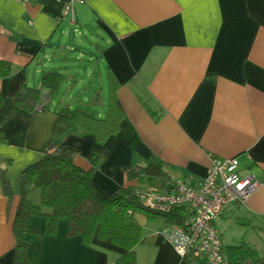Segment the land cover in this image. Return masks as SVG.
Returning a JSON list of instances; mask_svg holds the SVG:
<instances>
[{"label": "crops", "instance_id": "1", "mask_svg": "<svg viewBox=\"0 0 264 264\" xmlns=\"http://www.w3.org/2000/svg\"><path fill=\"white\" fill-rule=\"evenodd\" d=\"M62 7L58 0H0V64L10 69L0 76V264H15L16 248L27 264H113L124 254L108 242L85 246L67 237L64 221L53 237H14L20 175L55 138L75 154L76 167L88 170L96 159L91 186L100 196L134 187L127 174L151 162L177 182L202 180L211 158L236 159L239 175L259 188L243 206H227L215 231L237 216L246 231L264 232V0H82L77 27L85 37L77 44L72 28L55 23ZM79 44L94 69L88 90L68 71L69 60L84 61ZM49 45L79 54L73 59ZM44 72L63 73L64 81L52 99L43 93L46 111L26 113L13 97L22 87L37 89ZM67 109L96 123L62 134L55 113ZM146 216L136 219L145 241L136 264H187L160 234L167 219ZM27 225L42 234V219Z\"/></svg>", "mask_w": 264, "mask_h": 264}, {"label": "trees", "instance_id": "2", "mask_svg": "<svg viewBox=\"0 0 264 264\" xmlns=\"http://www.w3.org/2000/svg\"><path fill=\"white\" fill-rule=\"evenodd\" d=\"M9 71L7 64H0L1 78L7 77ZM63 81L58 73L44 72L37 89L22 87L14 95L13 102L26 113L44 112L47 107L40 102L43 93L46 92V97L52 99ZM55 116L56 123L63 128L62 134L75 128L84 129L88 123H96L92 116L78 109L60 110ZM74 162L75 154L62 148L59 138H55L46 145L41 159L21 173L19 202L12 222L14 237L18 240L25 235L53 237L58 223L64 221L67 224V237H79L85 246L91 245L94 240L108 242L124 252L113 264H136L135 250L145 243L142 228L136 219L147 214L156 215L139 205L136 194L143 190L156 193L170 191L171 182L162 172V164L151 162L145 168L130 171L127 180L135 182L134 187L100 196L91 186L96 159L90 160L88 170L76 167ZM1 184L7 202H10L12 194L4 173ZM34 192L39 195L37 204L29 200V195ZM176 217H180V212L174 211L173 218H166L167 224L178 223ZM30 218L44 221L42 234L27 225ZM222 258L225 264H264V258L258 257L257 252L243 242L227 248L225 253L222 252ZM184 261L187 264H200L201 260L189 257ZM14 263L27 264L22 248L15 249Z\"/></svg>", "mask_w": 264, "mask_h": 264}, {"label": "built area", "instance_id": "3", "mask_svg": "<svg viewBox=\"0 0 264 264\" xmlns=\"http://www.w3.org/2000/svg\"><path fill=\"white\" fill-rule=\"evenodd\" d=\"M15 1L31 5L40 0ZM58 1L63 7L55 23L66 24L76 33V5L82 0ZM169 186L167 193L143 190L136 194L139 205L150 213L173 218L174 211L180 212V217L175 218L178 223L167 224L161 230L163 240L172 246L181 260L196 257L206 264H225L214 222L227 206H243L259 188V183L252 176L239 175L236 159L211 158L202 180L171 182Z\"/></svg>", "mask_w": 264, "mask_h": 264}, {"label": "rangeland", "instance_id": "4", "mask_svg": "<svg viewBox=\"0 0 264 264\" xmlns=\"http://www.w3.org/2000/svg\"><path fill=\"white\" fill-rule=\"evenodd\" d=\"M75 29H76V33L72 32V36H74L76 39L74 41H71V42L74 44H77L79 41L83 42L84 39L81 38V35L84 36L82 29L78 28L77 26ZM60 40L63 41L64 39H60ZM71 40H73V39H71ZM69 46H72V45L69 44ZM79 46L82 47L81 53L83 54L82 58L84 61L74 62L72 60H69L68 71L70 70L73 73V75L75 76L76 80L79 82V85L82 89L87 88V90H88L89 89L88 85L92 79V74L94 72L93 64L92 63H90V64L86 63V61L90 60V58L87 55L89 52L87 50V47L83 46V44L82 45L79 44ZM51 52H53L52 54H58L57 50H54V51L52 50ZM67 53L68 54H66V55L70 56L73 59L79 54L78 52H75L74 50L72 51L71 49L67 50ZM51 58L54 61L58 57L52 55ZM66 64H67V62L64 65H66ZM29 200L32 201L33 203H36V201L38 202L39 201L38 193L37 192L32 193L29 196ZM154 217H155L157 222H159V223L163 222L162 217L156 216V215ZM216 229L219 233L224 253L227 251L228 246L234 245L238 241L242 240V241H244V243H247V242L251 243V246L254 245L255 247L253 246V248L256 249L258 257L264 258V232H257L256 231V232H253V234H252L250 232L251 230L246 231V228L238 222L237 216H233L232 218H229L228 220L226 219L224 221L217 222ZM245 233H247V234H245Z\"/></svg>", "mask_w": 264, "mask_h": 264}, {"label": "water", "instance_id": "5", "mask_svg": "<svg viewBox=\"0 0 264 264\" xmlns=\"http://www.w3.org/2000/svg\"><path fill=\"white\" fill-rule=\"evenodd\" d=\"M47 48H48V49L55 48V49H57V50L67 51V48H66V47H62V48H61V47H59V46H55V47H54V46L49 45V46H47ZM75 51H76V52H79V49H76Z\"/></svg>", "mask_w": 264, "mask_h": 264}]
</instances>
